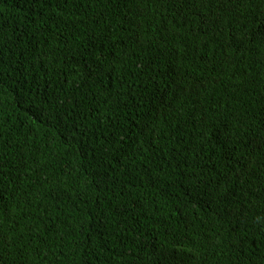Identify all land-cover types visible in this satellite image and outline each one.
Returning <instances> with one entry per match:
<instances>
[{"label": "trees", "instance_id": "trees-1", "mask_svg": "<svg viewBox=\"0 0 264 264\" xmlns=\"http://www.w3.org/2000/svg\"><path fill=\"white\" fill-rule=\"evenodd\" d=\"M0 264H264V0H0Z\"/></svg>", "mask_w": 264, "mask_h": 264}]
</instances>
